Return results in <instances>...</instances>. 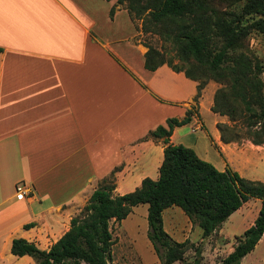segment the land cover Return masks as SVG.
<instances>
[{
  "label": "crops",
  "instance_id": "crops-1",
  "mask_svg": "<svg viewBox=\"0 0 264 264\" xmlns=\"http://www.w3.org/2000/svg\"><path fill=\"white\" fill-rule=\"evenodd\" d=\"M136 36L113 1L0 0V264H30L12 241L50 247L106 179L119 192L159 169L165 145L149 133L185 116L197 83L166 65L147 71ZM211 138L223 170L243 177Z\"/></svg>",
  "mask_w": 264,
  "mask_h": 264
},
{
  "label": "trees",
  "instance_id": "trees-1",
  "mask_svg": "<svg viewBox=\"0 0 264 264\" xmlns=\"http://www.w3.org/2000/svg\"><path fill=\"white\" fill-rule=\"evenodd\" d=\"M105 1L121 4L131 20L141 21L142 34L157 35L174 48L177 64L145 43L147 71L166 65L183 73L197 83L195 104L209 81L223 84L214 95L212 113L240 122L248 141L264 144V63L246 51L251 34L264 36V0ZM194 114L193 109L187 110L182 119H167V129L158 126L149 133L165 145L156 180L145 178L134 191L115 196L114 185L105 181L49 249L14 239L10 253L30 257L34 264H108L114 245L111 221L120 223L133 207L147 205L148 239L161 264H174L183 261L188 242H175L164 231V210L179 208L204 239L253 198L261 204L253 224L235 238L232 252L219 263L240 264L264 234V183L245 179L229 168L219 171L193 149L170 144L174 128L191 122ZM217 128L224 144L239 138L236 126ZM196 253L192 264H200L198 249Z\"/></svg>",
  "mask_w": 264,
  "mask_h": 264
},
{
  "label": "rangeland",
  "instance_id": "rangeland-1",
  "mask_svg": "<svg viewBox=\"0 0 264 264\" xmlns=\"http://www.w3.org/2000/svg\"><path fill=\"white\" fill-rule=\"evenodd\" d=\"M113 2H115L116 6L124 9L121 4L116 1ZM133 22L137 31V36L134 40L136 43L144 45L147 43L159 52L164 53L166 58H171L173 64L178 63V59L175 57V50L169 43L164 42L157 35L142 34L140 30L141 21L134 20ZM246 45L248 54L264 63V36L255 33L251 34L246 41ZM262 79L264 81V74ZM223 87V84L212 81L207 83L201 91L200 97V99L204 97V102L206 103V108L203 107L201 109L202 116L195 109V107H198L199 99L197 104L191 105V109L195 113L194 123L188 122L178 127L173 137V143L192 149L195 148V153L200 159L209 162L217 170L221 171L224 169V155L221 154L215 143L211 144L212 147L209 146V141L205 139V135L207 138L212 139L211 136L217 132L220 136L218 125L236 126L239 131V138L236 141L227 143L233 150L232 157L227 156L231 160L233 167L238 170L243 178L264 183V144L260 146L253 145L246 139L244 127L240 122L230 121L227 116H219L211 111L214 95L218 89ZM193 129L196 132H191ZM148 178L156 180L158 178V170L149 173ZM105 181L113 183L110 178ZM130 187L125 182L119 186V192L116 188L112 195L130 193L138 185L134 188ZM260 205V201L251 198L222 223L219 230L204 239L200 229L193 225L179 208L173 206L164 210L162 213L164 231L175 242H188V249L183 256V261L174 264H192L197 254L196 249L200 252V264H219L232 252L236 244L235 238L242 236L244 231L252 225L259 212ZM83 207L77 208L74 216L79 215ZM146 215L147 205H138L133 207L127 218L120 223L111 221L110 227L114 245L111 248V260L108 264H161L153 245L148 239ZM38 247L44 249L49 246ZM30 262V264H34L33 260ZM240 264H264V235L254 250L245 256Z\"/></svg>",
  "mask_w": 264,
  "mask_h": 264
},
{
  "label": "built area",
  "instance_id": "built-area-1",
  "mask_svg": "<svg viewBox=\"0 0 264 264\" xmlns=\"http://www.w3.org/2000/svg\"><path fill=\"white\" fill-rule=\"evenodd\" d=\"M191 132H196V131L193 129V131H191ZM16 191H17V193L20 194L21 196H27V195H28V193L23 189V187H18V188L16 189Z\"/></svg>",
  "mask_w": 264,
  "mask_h": 264
}]
</instances>
